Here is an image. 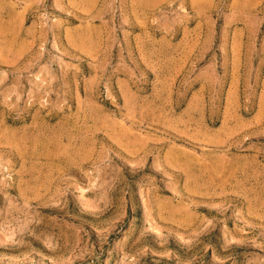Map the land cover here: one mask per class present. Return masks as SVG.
I'll use <instances>...</instances> for the list:
<instances>
[{
	"label": "rangeland",
	"instance_id": "1",
	"mask_svg": "<svg viewBox=\"0 0 264 264\" xmlns=\"http://www.w3.org/2000/svg\"><path fill=\"white\" fill-rule=\"evenodd\" d=\"M0 264H264V0H0Z\"/></svg>",
	"mask_w": 264,
	"mask_h": 264
}]
</instances>
